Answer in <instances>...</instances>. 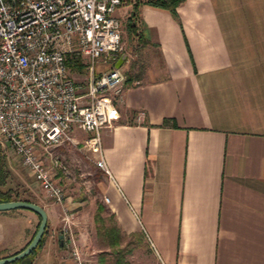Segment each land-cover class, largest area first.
Returning a JSON list of instances; mask_svg holds the SVG:
<instances>
[{"label": "crops", "instance_id": "0c3cea01", "mask_svg": "<svg viewBox=\"0 0 264 264\" xmlns=\"http://www.w3.org/2000/svg\"><path fill=\"white\" fill-rule=\"evenodd\" d=\"M135 4L143 36H131L157 64L142 69L123 51L106 63L123 72L117 119L100 131L107 172L83 160V173L99 176L74 201L75 218L64 201L34 202L46 226L30 264H73L64 225L86 264L116 248L106 228L120 247L139 233L153 264H264V0H180L176 18L137 1L114 14L126 21ZM37 222L26 208L0 210V257L22 248Z\"/></svg>", "mask_w": 264, "mask_h": 264}, {"label": "built area", "instance_id": "2783aa9c", "mask_svg": "<svg viewBox=\"0 0 264 264\" xmlns=\"http://www.w3.org/2000/svg\"><path fill=\"white\" fill-rule=\"evenodd\" d=\"M137 1L144 0H0V138L56 203L64 199L53 169H65L51 147L72 145L107 172L100 131L117 119L112 100L123 72L94 65L121 50L114 11ZM72 62L84 69L83 81L71 76ZM74 128L85 133L78 141ZM61 237L71 262L86 264L68 226Z\"/></svg>", "mask_w": 264, "mask_h": 264}, {"label": "rangeland", "instance_id": "374dc122", "mask_svg": "<svg viewBox=\"0 0 264 264\" xmlns=\"http://www.w3.org/2000/svg\"><path fill=\"white\" fill-rule=\"evenodd\" d=\"M118 18L120 20V36L122 45V50L120 51L125 53L127 52L128 58L142 69L151 67L152 64H157L155 52L148 50L149 48H144L141 44L136 42L131 34L126 30L124 15L122 16L121 14ZM102 65L103 64L96 62L94 68L98 69ZM105 65L106 64L103 65L104 68L107 67ZM70 70L71 76H73L75 80L83 81L85 74L84 69L73 68L72 71L70 68ZM0 141L2 142H0V147L4 154L10 175L6 185L11 187L12 190H16L20 196L30 199L31 202L39 201L43 204L51 201L54 202L41 190L37 182L30 175V172L21 165L19 159L13 154L10 146L4 143L2 138H0ZM66 146L68 151H59L58 149H55V147H51L50 152L52 156L59 158V160L61 159V161H64L68 166L69 174L65 171L66 177L62 174H58V170H53L55 171L54 177L63 191L64 206H67L65 207L67 209L66 212L68 214L71 213L68 215L69 218H75L77 216L78 203L74 201H77L78 198L90 194L92 195L94 193V180H96L99 175L96 172L84 174L82 170L83 160L88 162L90 161L86 160L72 145ZM43 156L46 155L43 154ZM69 223L70 225H73L71 221H69ZM94 224H96V227H100L104 224L107 225L108 219H105V221H98ZM125 241L126 242H124L122 246L123 249L120 252V258L123 262L122 264H153L143 245L142 236L139 233L130 235ZM77 243L78 242L75 240V244ZM104 244L105 238L102 235L97 234V245L100 246ZM101 253H103L102 255L104 256L102 264H113L115 254H113L112 250L109 249Z\"/></svg>", "mask_w": 264, "mask_h": 264}, {"label": "trees", "instance_id": "16d2710c", "mask_svg": "<svg viewBox=\"0 0 264 264\" xmlns=\"http://www.w3.org/2000/svg\"><path fill=\"white\" fill-rule=\"evenodd\" d=\"M179 1L180 0H144L143 2L151 4V5L159 6V7H164L166 9H168V11L171 13V15L173 17L176 18L174 6ZM136 5L137 4H135L133 6L130 13L128 14L127 19L125 21V26H126V30L130 34H133V35L137 36V38L140 39L143 36V32H142V28L140 26H138L136 23L137 22V17L135 14ZM72 65H78V64L76 62L75 63L72 62L71 67H72ZM30 175H31V173H30ZM9 178H10L9 169L7 167L2 149L0 147V201L15 200V199L30 201V199H28L27 197L20 196L16 190H12L11 187L6 185L7 180ZM32 178H33V176H32ZM45 226H46V224H45ZM45 226H44V229H45ZM44 229H43V231H44ZM104 231H105V233L109 239V246H112V247L116 246V248L112 249L113 254H115L113 264H122L123 262L120 258V255H121L120 252L123 248L118 246V239H120V234L118 232L114 234L113 229H110V228H106ZM40 240H41V237L38 240V242L36 243L35 247L40 243ZM33 249L28 254H26V255L18 258V259H15L13 261L4 263V264H30V258H31L30 255H31Z\"/></svg>", "mask_w": 264, "mask_h": 264}, {"label": "water", "instance_id": "95a60500", "mask_svg": "<svg viewBox=\"0 0 264 264\" xmlns=\"http://www.w3.org/2000/svg\"><path fill=\"white\" fill-rule=\"evenodd\" d=\"M113 67H117V64L114 63ZM15 207L26 208V209L33 211L34 213L38 215V222L28 242L16 252L11 253L7 256L0 257V264L13 261L15 259H18L28 254L35 247L36 243L40 239V236L43 232V229L46 223L45 211L37 203L26 201V200H20V199L0 201V210H5V209H10V208H15Z\"/></svg>", "mask_w": 264, "mask_h": 264}]
</instances>
